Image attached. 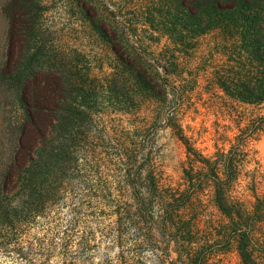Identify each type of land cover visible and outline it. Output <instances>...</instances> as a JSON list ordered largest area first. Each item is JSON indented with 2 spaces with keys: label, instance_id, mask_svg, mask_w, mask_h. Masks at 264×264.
<instances>
[{
  "label": "rangeland",
  "instance_id": "rangeland-1",
  "mask_svg": "<svg viewBox=\"0 0 264 264\" xmlns=\"http://www.w3.org/2000/svg\"><path fill=\"white\" fill-rule=\"evenodd\" d=\"M169 2L0 0V60L7 8L19 7L14 73L0 65V166L35 69L66 77L70 104L57 115L94 120L85 126L86 161L37 212L19 211L0 187V264H264V102H242L219 84L230 63L221 35L176 50ZM128 19L123 55L141 88L114 74L115 21ZM243 131L253 132L234 150ZM128 159L129 170L153 169L157 179L144 204L122 186Z\"/></svg>",
  "mask_w": 264,
  "mask_h": 264
},
{
  "label": "trees",
  "instance_id": "trees-1",
  "mask_svg": "<svg viewBox=\"0 0 264 264\" xmlns=\"http://www.w3.org/2000/svg\"><path fill=\"white\" fill-rule=\"evenodd\" d=\"M169 4H174L175 7L176 50L186 48L201 35L212 32L221 35L224 41L230 42L227 48L230 63L227 65L226 75L219 76V84L229 95L236 96L242 102L262 105L264 0H170ZM90 5L94 25L97 9L93 4ZM7 10L11 23L0 65L8 68L9 74H13L12 60L17 53L18 42L14 26L19 16V7L10 6ZM25 15L33 25V13L26 10ZM115 22L113 38L116 43L112 47L116 59L114 74L118 80H133L137 88L147 86L139 72L128 64L123 55L126 49L123 35L131 26L129 19ZM96 28L103 36L108 37L105 28L101 25ZM118 30L121 38L116 36ZM109 42L112 44L111 39ZM7 76V71L1 73V80ZM65 80L66 77L61 72L51 76L47 71L39 72L35 69L22 83L20 106L24 113L15 127L12 147L6 161L0 166L2 197L15 200L19 211L37 212L49 198L69 184L68 174L75 166L80 165L79 159L86 161L85 126L93 124L94 120L92 115H57L58 112L67 110L70 104L63 91ZM68 89L70 87L65 90L70 91ZM255 128L260 127L257 125ZM252 132L243 131L233 149L238 151L244 138ZM231 152L232 150L228 156ZM229 159L226 162L229 163ZM124 163L127 167L122 186L131 188L128 196L144 204L146 198L152 196L157 189L154 171L150 169L143 173L141 166L129 170L130 160ZM216 163L211 166L214 175L218 174ZM228 170L230 172V165L227 166V175ZM141 212V220L145 221L144 207Z\"/></svg>",
  "mask_w": 264,
  "mask_h": 264
}]
</instances>
